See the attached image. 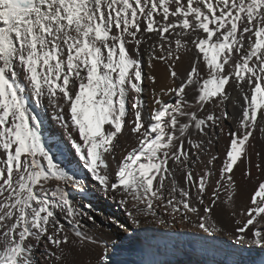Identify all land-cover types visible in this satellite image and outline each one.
<instances>
[{
    "label": "snow or ice",
    "instance_id": "6c2138e0",
    "mask_svg": "<svg viewBox=\"0 0 264 264\" xmlns=\"http://www.w3.org/2000/svg\"><path fill=\"white\" fill-rule=\"evenodd\" d=\"M156 63L180 83L151 89L149 109ZM257 134L264 0H0V264H112L99 229L142 222L264 250ZM61 142L83 180L58 158ZM236 171L256 181L239 208ZM89 190L126 218L84 202Z\"/></svg>",
    "mask_w": 264,
    "mask_h": 264
},
{
    "label": "bare ground",
    "instance_id": "6f19581e",
    "mask_svg": "<svg viewBox=\"0 0 264 264\" xmlns=\"http://www.w3.org/2000/svg\"><path fill=\"white\" fill-rule=\"evenodd\" d=\"M146 66L148 65L145 57L143 65L145 77L149 75V69L147 71L144 69ZM186 66L185 58V63L177 66V72L183 74ZM150 74L156 77L157 83L152 84L147 79L143 82L145 89L143 100L149 109L152 107L151 89L155 88L159 91L165 85L167 87H175L180 83L177 80L173 84L166 79L165 68L161 63H156L155 69ZM233 98H235V94H233ZM164 99L167 100L168 97L165 96ZM227 110L229 114L233 112L231 102H228ZM42 116L45 121V128L51 131V121L46 114L42 113ZM225 123L229 122L225 121ZM56 139L59 140V137H56ZM128 143L129 141L125 137H121V146ZM227 143V137H221L213 151H221ZM254 143L255 150L264 155V140L259 137V134H257V139ZM60 148L63 150V154L59 155L58 158L65 165L71 160L70 170L74 171L83 180L85 171L69 155L68 148L62 142ZM53 150L56 151V149ZM119 155L120 150L118 148L117 156L119 157ZM255 160L256 157L253 155L254 163ZM219 163L220 161H217V165ZM251 171L253 177L258 175L255 166L252 167ZM235 180L238 190L234 197V203L239 208L243 203L247 202L253 193L256 181L255 179L251 181L245 180L242 176V171L235 172ZM89 187L91 188V185ZM84 202H91L97 211L102 212L104 215H112L122 221L126 218L122 209L118 208L111 199H106L98 191H87L84 194ZM99 231L104 236L96 251H102L106 245L112 264H261L264 261V250L250 248L249 246L240 247L234 243L226 232L212 237L207 236L193 229L190 224L182 225L176 223L172 227L164 228L153 223L142 222L139 228L129 224L126 233L108 225H104Z\"/></svg>",
    "mask_w": 264,
    "mask_h": 264
},
{
    "label": "rangeland",
    "instance_id": "374dc122",
    "mask_svg": "<svg viewBox=\"0 0 264 264\" xmlns=\"http://www.w3.org/2000/svg\"><path fill=\"white\" fill-rule=\"evenodd\" d=\"M147 65H148V63H147ZM144 69H146V71H147V69H149V68H148V66H146V67H144Z\"/></svg>",
    "mask_w": 264,
    "mask_h": 264
}]
</instances>
